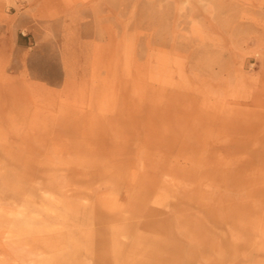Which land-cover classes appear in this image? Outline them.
I'll return each instance as SVG.
<instances>
[{
	"label": "rangeland",
	"instance_id": "obj_1",
	"mask_svg": "<svg viewBox=\"0 0 264 264\" xmlns=\"http://www.w3.org/2000/svg\"><path fill=\"white\" fill-rule=\"evenodd\" d=\"M0 264H264V0H0Z\"/></svg>",
	"mask_w": 264,
	"mask_h": 264
}]
</instances>
